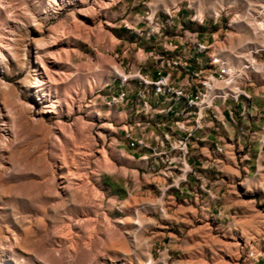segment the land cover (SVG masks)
Wrapping results in <instances>:
<instances>
[{
	"label": "rangeland",
	"instance_id": "rangeland-1",
	"mask_svg": "<svg viewBox=\"0 0 264 264\" xmlns=\"http://www.w3.org/2000/svg\"><path fill=\"white\" fill-rule=\"evenodd\" d=\"M0 1V32L13 25L35 38L32 17L38 15L46 19V37L59 34L56 42L45 37L40 45L54 77L49 93L55 110L24 95L29 60L22 71L0 72V89L34 108L27 125L7 114L12 144L0 151V264H255L248 251L264 253V199L252 204L257 216L252 226L226 218V226L193 227L196 211L194 218L181 219L169 200L164 165L152 173L141 170L147 174L142 191L121 203L108 198L101 177L130 176L135 169L122 151L119 123L125 115L108 102L117 76L126 77L119 63L122 49L131 48V61L143 58L137 51L145 20L172 17L214 42L211 55L223 52L228 70L248 66L244 62H254L252 56L259 69L264 0H105L108 5L96 17H84L74 6L53 13L49 0ZM74 15L82 30L73 33L67 28ZM249 78L264 81L263 75ZM252 186L264 195V174ZM206 218L198 219L199 225ZM173 222L192 229L174 230Z\"/></svg>",
	"mask_w": 264,
	"mask_h": 264
},
{
	"label": "built area",
	"instance_id": "built-area-1",
	"mask_svg": "<svg viewBox=\"0 0 264 264\" xmlns=\"http://www.w3.org/2000/svg\"><path fill=\"white\" fill-rule=\"evenodd\" d=\"M145 24L147 30L140 37L153 44L163 42L162 51L138 49L143 58H135L136 66L122 63L126 77L115 79L117 89L108 105L120 114L132 112L131 118L125 115L119 123L121 140L129 150L141 154L138 160L146 166L144 172L152 173L155 166L164 165L161 175L170 182L167 191H179L191 177L197 179L198 170L189 162L193 143L201 142L197 134L219 130L215 125L218 102L250 99L247 90L256 81L248 73L256 70L257 61L253 56L254 62L245 60L247 74L238 77L226 69L222 53L211 55L214 42L203 39L200 31L176 25L172 17L164 21L154 15ZM261 143L264 146V136ZM215 148L223 153L220 141ZM248 255L258 264L257 252L250 248Z\"/></svg>",
	"mask_w": 264,
	"mask_h": 264
},
{
	"label": "crops",
	"instance_id": "crops-1",
	"mask_svg": "<svg viewBox=\"0 0 264 264\" xmlns=\"http://www.w3.org/2000/svg\"><path fill=\"white\" fill-rule=\"evenodd\" d=\"M140 39L139 50L150 52L154 47L156 52L162 51L163 42L153 44L145 38ZM165 44L169 46L168 41H165ZM122 50L120 65L124 63L136 66L137 61L130 59L131 48L126 45ZM221 53L223 52L219 51V55ZM225 60L227 61L228 57ZM151 62L149 60L148 63ZM237 65L240 67L231 68L237 72V76L246 75L248 66L241 67L242 63ZM257 66H261V69H256L248 75L264 76V65L258 63ZM228 68L230 67H226ZM241 68L245 69L244 74L240 71ZM239 72L241 74L238 75ZM247 93L250 99L243 97L238 102L229 100L216 104L219 121L215 125L219 130H209L206 134L198 133L196 138L201 142L192 145V157L189 162L198 170L197 179L191 177L179 191H172L169 195L175 211L182 212L181 219L194 218L193 211H196L193 227H201L204 224L216 228L226 226V223H223L226 218L230 219V223L239 221L242 226H252L254 218H257L252 204L256 205L257 199H264V195L260 194L259 190H254L252 185L254 181L261 182L264 174V146L261 143L264 136V81L253 83ZM125 115L131 118L132 112L128 110ZM217 141H220L223 153L217 152ZM124 145L123 156L132 160V166L135 168L132 169L133 174L116 177L115 174L109 173L108 176L104 174L101 177L103 191L110 200L114 199L115 203L126 202L134 194H139L144 187L142 180L147 175L142 176L141 173V170L146 169L138 160L141 154L129 150L126 144ZM181 208L185 211L180 210ZM204 216H207L206 221L199 225L198 219ZM171 227L174 230L192 229L176 222H173ZM256 262L264 264V253L259 255Z\"/></svg>",
	"mask_w": 264,
	"mask_h": 264
},
{
	"label": "bare ground",
	"instance_id": "bare-ground-1",
	"mask_svg": "<svg viewBox=\"0 0 264 264\" xmlns=\"http://www.w3.org/2000/svg\"><path fill=\"white\" fill-rule=\"evenodd\" d=\"M49 1L54 10L53 13L59 12L58 10L60 9L74 6L78 9L80 15L82 14L84 17H96L101 13V10L108 5V2L105 0H100L96 5L91 7H87L86 0ZM0 4L4 5V2L0 1ZM6 12H10V8L7 7ZM76 15L72 16V22L68 24L67 31L69 32L71 31L74 33L82 30ZM32 21L34 22V27L31 29V32L35 38H30L29 32H22L13 25L8 26L3 32H0V72L7 74L10 71H22L27 60H29L30 70L27 78L23 81L24 95L29 100L36 98V100L42 102L43 109L52 111L57 108L56 101L51 99L49 93L50 84L53 82L54 77L49 71L48 63L44 59L42 54L43 51L40 48V45L45 41L44 38L46 37L44 35L46 19H41L38 15H34ZM64 33L66 34V31ZM58 38L59 34L53 32L46 37V39H51L53 43L56 42ZM53 61H55V59H53ZM259 69H261V66H259ZM241 70L245 69L241 68ZM230 72L237 76L235 70L231 69ZM1 85H3V83L0 81V86ZM45 85L46 87H43ZM5 87H7V85H5ZM33 113L34 108L29 103L24 102L19 96L15 95L13 91L0 89V151L6 150L12 144L9 133L10 121L7 114H11L15 122L27 125L32 121ZM0 172H4L3 164H0ZM52 176L51 185L53 186L55 185L54 171H52ZM17 241L18 238H14V242ZM149 264H152V261H150Z\"/></svg>",
	"mask_w": 264,
	"mask_h": 264
}]
</instances>
